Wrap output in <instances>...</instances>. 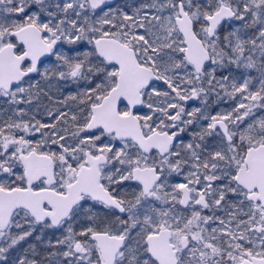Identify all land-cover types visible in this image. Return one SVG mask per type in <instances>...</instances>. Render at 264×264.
Instances as JSON below:
<instances>
[{
  "label": "snow or ice",
  "instance_id": "snow-or-ice-1",
  "mask_svg": "<svg viewBox=\"0 0 264 264\" xmlns=\"http://www.w3.org/2000/svg\"><path fill=\"white\" fill-rule=\"evenodd\" d=\"M0 264H264V0H0Z\"/></svg>",
  "mask_w": 264,
  "mask_h": 264
}]
</instances>
